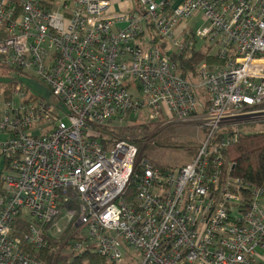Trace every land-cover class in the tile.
<instances>
[{
  "label": "built area",
  "instance_id": "1",
  "mask_svg": "<svg viewBox=\"0 0 264 264\" xmlns=\"http://www.w3.org/2000/svg\"><path fill=\"white\" fill-rule=\"evenodd\" d=\"M193 50L207 59L185 78L171 57ZM0 72V264H46L34 253L63 235L58 258L89 244L114 264H264V186L224 158L264 127V0H0ZM145 110L196 126L192 161L105 147Z\"/></svg>",
  "mask_w": 264,
  "mask_h": 264
},
{
  "label": "trees",
  "instance_id": "2",
  "mask_svg": "<svg viewBox=\"0 0 264 264\" xmlns=\"http://www.w3.org/2000/svg\"><path fill=\"white\" fill-rule=\"evenodd\" d=\"M9 1L18 6L21 0ZM171 58L177 64L179 73L185 78L193 74L196 65L207 59L205 54L196 50L186 56L174 55ZM153 126L154 123L145 124L137 120H129L122 127L103 130L102 142L106 148L120 141L131 142L138 147L141 160L147 159L162 170H172L176 167L161 163L158 159L155 161L150 155H157L160 151L164 154L167 150H181L191 152L190 161L194 159L199 141L192 139L188 140L187 144L179 145L174 141L177 135L170 133L172 130L169 131L171 128L155 133ZM257 129L260 128L252 126L250 129L241 130L238 142L230 146L224 155L226 166L233 168L232 176L243 180L244 184L249 187L264 186V127L260 131H256ZM245 130L252 131L244 132ZM28 225L25 219L18 217L15 221L13 235L24 239L29 230ZM55 245L57 242L53 241L48 248L35 252L34 255L46 264H60ZM66 254L68 257L64 264H114L109 258L98 254L96 247L89 244L77 253Z\"/></svg>",
  "mask_w": 264,
  "mask_h": 264
},
{
  "label": "rangeland",
  "instance_id": "3",
  "mask_svg": "<svg viewBox=\"0 0 264 264\" xmlns=\"http://www.w3.org/2000/svg\"><path fill=\"white\" fill-rule=\"evenodd\" d=\"M1 102L2 101L0 99V106H1ZM147 115H148V110H145L140 115L132 116V119L146 121ZM153 127L155 129V132H158L160 130L158 128V125H154ZM170 128L171 129L169 131L172 130L170 133H174L175 135H177V137L174 138V141L176 143H178L179 145L187 144L188 140H192V139L199 141V144L202 142L203 136L201 133H198V130H197L195 125H192V124L191 125H181V126L175 125V126H172ZM167 129L168 128L162 129L161 131H166ZM250 131H252V130H245L244 132H250ZM256 131H260V129H257ZM6 140H7V135L0 134V143H3ZM150 156L155 161H157V159H158V161L161 163H166L169 166L179 168V167H182V166H184L190 162V158L192 157V153L187 152V151H181V150H179V151L167 150L164 152V154H163V151H160L157 155H150ZM0 164H1V161H0ZM65 239H66V235H63L61 238L55 240L57 242V245H55V251L57 253H58L59 248L63 245V242ZM66 253H67V251H64V253H62V255L59 257L60 258V261H59L60 264H64L66 262V258L68 257V255Z\"/></svg>",
  "mask_w": 264,
  "mask_h": 264
}]
</instances>
